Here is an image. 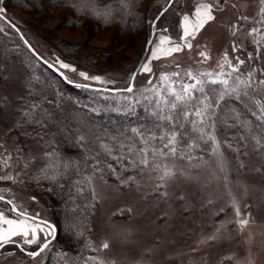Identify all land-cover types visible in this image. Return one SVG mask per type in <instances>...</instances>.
I'll return each mask as SVG.
<instances>
[{
  "label": "rangeland",
  "instance_id": "1",
  "mask_svg": "<svg viewBox=\"0 0 264 264\" xmlns=\"http://www.w3.org/2000/svg\"><path fill=\"white\" fill-rule=\"evenodd\" d=\"M195 1L175 0V10L191 16L197 6ZM168 2L169 0H144L137 30L127 34H121L114 26L93 28L92 23L84 17L79 25L73 26L70 21H66L67 16L73 14L67 8L48 6L46 13L11 1L7 4V17L4 16L19 26L30 44L50 63L54 64L58 57L76 67L75 73L60 69L73 82L125 88L144 52L149 21L154 20ZM260 6L259 0H227L226 3L221 0V4L214 8L216 19L206 25L196 40L192 41V50L185 49L172 57L152 60V72L139 71L134 82L135 89L150 87L147 84L150 78L158 83L161 72L189 68L194 71H219L218 61L225 50L233 58V63H236L234 57L237 55L245 59L242 72L256 69L254 76L257 87L263 89L264 86H260L258 81L264 79V74L261 73V69H264V46L261 47L260 59L247 60L248 51L255 56V45L247 33L253 27H262L255 22L259 19L256 13ZM240 16L252 19L243 21L238 19ZM241 24L245 25V30L240 34L245 51L240 49L233 53L230 29L233 25L239 28ZM0 29V62L6 64L2 70L9 73L11 78V83L0 80V176L19 175L16 182L0 180V195L12 200L20 210H26L31 215L39 213L40 218L49 221L51 209L43 197L46 192L38 189L39 183L30 180L33 174L31 167L25 169L24 166L34 165L35 161L31 158L48 150L37 132H42L47 140L48 131L55 132L57 123L52 124L51 129H41L33 121L45 119V114L63 120L71 114L67 101L69 98L75 101L76 98L64 90L60 91L59 84L48 79L19 35L3 19H0ZM152 30L156 28L151 26V32ZM160 35L167 34L156 31L150 47L159 43ZM173 43H180V40ZM200 51L208 52L211 59L203 64L198 63L201 59L198 55ZM146 57H150V52ZM177 62L181 65L180 69L175 67ZM80 71L88 73L89 76H100L107 83L85 81L78 75ZM47 80L58 91L51 102H48L42 90L34 86H43ZM125 97L130 99L125 100ZM141 98L143 96L140 92L135 91L112 100L120 103L117 106L119 110H125L124 107L127 108L128 104L132 105ZM31 104L38 107L30 109L28 105ZM25 111L31 114L27 118L28 123H25ZM256 112L259 116V109ZM24 132L28 135H24ZM217 135L222 141L225 136L229 137L221 145L222 162L205 150L204 145L193 149L191 155L196 159L191 161L186 158L155 157V163L161 166L174 165L175 170L185 173L169 181L167 198L160 196L164 188H156L161 183L158 179L160 170L154 169L151 164L137 168L129 164L128 159L118 164L105 157L102 152L96 155L97 159L113 164L116 174H112L103 164V170L95 172L91 167L95 161L89 159L88 171L83 174L84 186L91 195V202L88 204L91 219L89 229L84 235V257H68L62 251L65 244L57 243L51 244L49 249L35 259L14 251L0 254V264H94L91 257L103 260L104 264H264V159L262 155L252 153L250 145L243 149L249 152L247 156L227 147L231 144L236 148L240 144L236 127L218 128ZM183 151L186 152L187 149L184 148ZM125 152L119 154L131 159L130 154ZM149 158L152 159L151 153ZM241 162L244 167L239 166ZM126 164L127 170H122ZM87 177H91V184L87 183ZM128 177H134V182L121 184V180ZM93 189L97 193L96 199L92 197ZM177 196H183L184 199H177ZM32 197L36 198L35 201ZM233 198L239 204L241 218L246 213L251 214L250 223L243 231L238 230L234 223H229L217 233L221 222L236 220ZM74 204L75 198L72 197L64 205L69 207ZM122 208L130 211L124 215H114ZM0 211L10 218H18L6 208H0ZM113 224L123 225L124 229L118 230L112 227ZM212 235L217 238L200 243ZM15 239L21 241V237ZM104 241L109 242V249L97 251ZM43 242L44 237L41 234L40 243ZM34 246L37 245L31 247Z\"/></svg>",
  "mask_w": 264,
  "mask_h": 264
},
{
  "label": "snow or ice",
  "instance_id": "2",
  "mask_svg": "<svg viewBox=\"0 0 264 264\" xmlns=\"http://www.w3.org/2000/svg\"><path fill=\"white\" fill-rule=\"evenodd\" d=\"M125 2H128V0H125ZM224 2L226 3L227 0H224ZM259 3L261 6L256 13L259 19L255 22L262 27H253L247 33L249 37H252L251 42L255 45V56L253 52H248V61L260 59L261 47L264 46V0H259ZM172 4L173 0H169L168 6L165 7L154 20L149 21L150 26L155 27L157 22H159L169 8L172 7ZM220 4L221 0H214V3L201 2L195 7L191 16L187 13L183 14L180 23V43H173L174 38L171 35H160L158 38L159 43L154 47L145 48V52H150V57H144L146 62L139 64V70L143 73H151L152 60L172 57L177 53L183 52L185 49L191 51L193 48L192 41L196 40L197 36L206 25L216 19L214 8ZM72 6L77 11L91 12L94 17L101 18L105 22H109L112 17L111 11L104 10L108 7L107 4L99 6L94 3V0H79V2H77V0H72ZM233 7H235V5H233ZM5 11L4 8H0V13H4ZM0 19H5V22L8 23L10 27L19 32L15 25L7 21L6 17L0 16ZM238 19L248 21L252 18L240 16ZM157 30L160 32H169L167 27ZM238 30L239 28L237 25L232 26L230 31L233 37L236 36ZM0 31H2V29H0ZM155 34L156 33L153 32L151 35ZM20 36L21 39H24L22 33H20ZM24 42L26 45L28 44L27 40ZM146 43L148 46L153 45L151 36ZM28 47L29 50L32 51V54L37 56V59L41 60L47 67L53 68L58 65L57 71L64 69L73 73L77 72L76 67L60 60L58 57L54 64H49L35 53L31 45H28ZM242 47V44L233 40L231 49L233 53H236ZM198 55L201 58L198 61L200 64L206 63L211 59L210 54L206 51H200ZM234 59L236 63H233V58H230L228 51L225 50L218 61L219 71H194L189 68L183 71L161 72L158 77V83H154L153 79L150 78L147 82L150 87H145L142 90L135 89L134 81L136 73L133 72L128 85L116 91L127 93L139 91L143 99L150 105V108L147 110L150 111L151 116L154 118V128L159 131L156 132L152 129L132 127L129 130L132 136L125 137V140L133 142L138 141L143 145H148V147L136 148L134 147V143H126L124 140H119L115 134L109 137L114 143L109 144L103 143L102 138L96 135L95 132L90 135L87 128H80L75 132H73L71 128L64 129V131L71 136L72 147L80 153L79 158L74 159L57 147L59 144L57 136L61 134L60 128H57L55 132L48 131L47 140H45L42 132H37V136L41 140H44L48 150L42 155L36 154L31 158L35 161L34 165L26 164L24 166L25 169L31 167L33 174L30 176V180L36 183H39L41 180L55 182L71 172H79L81 162H87L89 159L95 161V163L91 165L95 172H101L103 170L101 165L103 164L109 172L116 174V168L112 163H107L106 161L96 158V155L102 152L105 157L115 160L118 164L128 159V163L137 168L141 166L148 167L151 164L154 169H159L160 175L158 179L161 183L157 184L156 188H164L165 190L160 192V196L167 198L169 196V192L167 191L169 181L174 180L177 175H185V173L181 170H175L174 165L169 166L165 164L161 166L155 163V157L159 156L164 159L169 157L186 158L191 161L196 159V157L191 155L193 149L200 148L201 145H204L205 150L210 151L212 155L218 158V161L222 162L223 154L221 152V145L226 142L229 137L225 136L222 141L217 135L218 128L238 127L241 130L240 134L237 136V140L240 142L239 146L233 148L231 144H228L227 147L230 150L240 152L241 155L247 156L249 152L243 151V149L248 148L249 143L254 141V144L251 145V152L264 155V103H262L260 99H255L254 95L257 91V81L254 76L256 69L251 68L247 73H244L241 71V68L246 63L245 59H241L239 55L235 56ZM5 67L6 64L0 62V80L11 83L10 74L2 70ZM175 67L180 69V63L177 62ZM261 73L264 74V69L261 70ZM60 74L69 84L74 83L68 76L64 75L63 72ZM78 75L85 81L91 80L98 83H107L102 77L89 76V74L84 71H80ZM258 84L264 86V79L259 80ZM74 86L78 88L88 87L87 84H75ZM146 93H150L151 95H146ZM233 97L245 103L248 99L254 100L260 112L258 116L260 120L258 130L248 127L247 123L241 118V114L236 109L227 108V100ZM124 99L129 100L130 98L125 97ZM221 102L225 103L222 104ZM135 103H140V101L135 100ZM28 107L30 109H35L38 105L31 104L28 105ZM23 115L26 118L25 123H28L29 120L27 118L30 117V112L25 111ZM53 120H55L58 125L60 124V121L50 114H45V119L43 120L33 122L38 123L41 129H51ZM230 120L235 121V123H229ZM186 124L187 127L185 126ZM192 133H195V135L193 136ZM23 134L28 135L26 132ZM155 141H159L160 143L154 144L153 142ZM184 148L187 149L186 152L183 151ZM124 150L130 154L132 157L131 159L119 154ZM93 152H96V155H93ZM149 153H151L152 159L149 158ZM4 163L6 164L7 161L5 160ZM239 166L244 167L245 165L241 162ZM193 167H200V165H193ZM127 168L128 165L126 164L122 170H127ZM221 170H224L223 166H221ZM18 179L19 175H17V177H13L12 175L0 176V180L16 182ZM225 179H227V177H225ZM86 180L88 184L92 183L91 177H87ZM134 180V177H128L126 180H121V184L127 185L129 182H134ZM225 186L227 187V185ZM48 191H52V189L49 188ZM75 191L79 195L83 192V188L76 187ZM92 197L93 199L97 198V193L94 189L92 190ZM176 198L184 199L183 196H177ZM35 199V197H32L33 201H35ZM0 201L12 205L9 211L15 213L16 217H18L10 218L6 216L3 211H0V250L4 249L9 244H15L21 252H24L32 259L41 256L42 253L49 249L52 240L56 238L57 229L47 221L41 220L39 213H36L34 216L29 215L26 210H20L12 200H6L3 195H0ZM211 202L212 201H209V203ZM232 206L235 208L236 220L221 222L220 226L217 228V233L229 223H234L240 231H243L250 223L249 216L251 214L246 213L243 218H241L242 213L235 198L232 200ZM129 211L130 209L122 208L119 209L117 213H114V215H124ZM220 211H223V209H220ZM112 227L118 230L124 229L123 225L118 224H113ZM41 234H43L44 237L43 243H40ZM68 234L70 239H76L82 236V232L78 231L72 224H69ZM16 237H21V241L18 242L15 239ZM49 237H51V239H49ZM216 238V235H212L201 240L200 243L204 244ZM25 245L29 247L37 245V248L33 251H26ZM109 247V242L104 241L100 245V248L96 250H107ZM0 254L3 253L0 252ZM90 259L94 264H104L103 260H98L96 257H91Z\"/></svg>",
  "mask_w": 264,
  "mask_h": 264
},
{
  "label": "trees",
  "instance_id": "3",
  "mask_svg": "<svg viewBox=\"0 0 264 264\" xmlns=\"http://www.w3.org/2000/svg\"><path fill=\"white\" fill-rule=\"evenodd\" d=\"M11 1L17 2L22 6H28L36 11H45L46 13L48 12V6H53L57 9L67 8L70 9L73 14L67 16L66 21H70L73 26L79 25L81 18L84 17L92 23L93 28H106L114 26L121 34L122 32L127 34L137 30V22L139 20L140 13L142 12V4L144 2V0H134V2L133 0H128V2H125V0H94V3L99 6H104L105 4L108 5V7L104 10L111 11L112 17L109 22H105L101 18L94 17L91 12L77 11L72 6V0H67V2L66 0H0V8H4L7 11V4ZM77 2H79V0H77ZM174 3L164 14L162 19L157 22L155 28L157 32H160L157 29L167 27L169 32L164 33L171 35L174 38L173 41H178L183 12L175 10ZM6 11L2 14L5 15ZM15 25L19 28L17 24ZM244 30L245 25L241 24L236 36L233 37V40H236L237 43L241 44L242 39L240 38V34L243 33ZM150 32L151 26L148 24L147 40L150 38ZM114 41L116 42L117 40L114 39ZM242 49L243 48H241V50ZM243 50L245 51V49ZM38 54L40 53L38 52ZM32 56L39 62L41 70L48 77V79L54 80L59 84L58 89L60 91L64 90L66 93L76 98L75 101L72 98H69L67 101V106L71 110V114L67 115L66 118L64 117L63 120H59V125L56 124L55 120L52 121V124L55 123L57 128L61 129V134L57 136V140L59 141L57 147H59L60 150L67 155L73 157L74 159H78L80 153L72 147L71 136L65 132L64 129L71 128L72 131L75 132L77 129L87 128L90 135L95 132L96 135L102 138L103 143L111 144L114 142L111 141L109 137L115 134L119 140H124L126 143H134V147L136 148L143 147V144L138 141L133 142L125 140V137L132 136L129 131L132 127L152 129L156 132L159 131L154 128V118L151 116L150 111L147 110L150 108V105L143 98H141L140 103H134L132 105L127 103L128 107H124L125 110H119L117 106L120 105V103L115 102L112 99H118L119 97L125 96L128 94L127 92L111 93L68 85L61 77L41 63L33 54ZM34 86H36V89L42 90V94L45 95L48 102L55 99L56 92H58L54 90L52 83L48 80L43 86ZM107 87L116 88L112 86ZM146 95L151 94L146 93ZM254 95L255 99H260L262 103H264V88L262 89L257 87V91ZM221 103L223 104L225 102ZM226 103L227 108H234L241 114V118L247 123L248 127L258 130L260 120L256 115V111L259 108L254 103V100L248 99L245 103L233 97L228 99ZM229 123H235V121L230 120ZM185 126L187 127V124ZM236 128L239 135L241 130L238 127ZM194 135L195 134H193V136ZM153 143L158 144L159 141H155ZM252 144H254V141L249 143L250 146ZM125 153L129 154L127 151ZM93 155H96V152H93ZM262 157L264 159V155H262ZM87 163L89 162H81L79 172H71L67 176L58 179L55 182L41 180L38 184V189L46 192L43 197L44 200L48 202V208L51 209L49 210V221L56 226L58 232L57 238L52 244H65L62 251L66 252L68 257L76 255L77 259L79 257L83 258L86 254L84 235L89 229L91 219L90 208L88 206L89 202H91V195L84 186L85 178L83 175L88 171ZM80 186L83 188V192L78 195L75 189ZM49 188H51L52 191H48ZM72 197L75 198L76 204L69 207L65 206V202ZM0 208H6L8 210L11 209V207L3 201H0ZM69 224H72L78 231L82 232V236L76 239H70L68 234ZM24 247L27 251H33L37 248V246ZM13 251L21 254L23 253L15 245H7L1 252L6 253Z\"/></svg>",
  "mask_w": 264,
  "mask_h": 264
},
{
  "label": "water",
  "instance_id": "4",
  "mask_svg": "<svg viewBox=\"0 0 264 264\" xmlns=\"http://www.w3.org/2000/svg\"><path fill=\"white\" fill-rule=\"evenodd\" d=\"M174 1L175 0H173V3H174ZM169 3V2H168ZM168 3H167V5L165 6V7H167L168 6ZM164 7V8H165ZM163 8V9H164ZM162 9V10H163ZM161 10V11H162ZM160 11V12H161ZM159 15V14H158ZM0 16H4L2 13H0ZM5 17V16H4ZM7 19V18H6ZM4 21H5V19H3ZM7 21H10V20H8L7 19ZM11 22V21H10ZM8 24V23H7ZM11 24L12 25H15L14 23H12L11 22ZM9 25V24H8ZM15 27H16V29H18L19 30V28L15 25ZM12 28V27H11ZM13 29V28H12ZM18 35H19V37L21 38V36H20V33H22L20 30H19V32H17L15 29H13ZM153 32H155L156 33V30H152V32H151V34L153 33ZM151 36V38H152V40L154 39V36L155 35H150ZM23 37H24V39H22V41L24 42L25 40H27L26 38H25V36L23 35ZM27 42H28V44L26 45L25 44V42H24V44L27 46V48L29 49V47H28V45H31L30 44V42L27 40ZM146 47H150V46H148L147 45V43H146V46H145V48ZM31 48L32 49H34V47L31 45ZM35 50V49H34ZM31 53H32V51H30ZM35 53L39 56V57H42L40 54H38V52L35 50ZM147 54H148V52H145V49H144V52H143V54H142V56H141V59H140V61H139V63H138V65H137V67H136V69L134 70V72L136 73V77H137V75H138V73H139V64H141V63H143L144 62V57H146L147 56ZM36 58H37V56H35ZM43 58V57H42ZM39 60V59H38ZM43 60L44 61H47L45 58H43ZM41 63H43L41 60H39ZM49 64H52V63H50L49 61H47ZM44 64V63H43ZM46 67H47V65L46 64H44ZM49 68V67H48ZM52 72H54L55 74H57L59 77H61L62 79H63V81L65 82V83H67L68 85H72V86H74L75 84H81V83H76V82H74L73 84H69L62 76H61V70H59V71H57V67L55 66V67H53V68H49ZM65 75V74H64ZM136 79V78H135ZM135 82V81H134ZM83 85V84H82ZM88 85V89H92V90H97V91H104V92H111V93H120V91H116L117 89H123V88H108V87H104V86H95V85H90V84H87ZM6 200H9V199H7V198H5ZM10 207H12V205H10V204H8ZM15 214V213H14ZM29 215H31V214H29ZM32 216H34V215H32ZM41 220H44V221H47L49 224H51V225H53L55 228H56V226L52 223V222H50V221H48V220H45V219H43V218H40ZM57 229V228H56ZM56 237H57V232H56ZM49 239H51V237L49 238ZM56 239V238H55ZM55 239L54 240H52V243L55 241ZM9 245H15V244H9ZM2 250H0V252H1ZM27 251V250H26ZM24 253V252H23ZM25 254V253H24Z\"/></svg>",
  "mask_w": 264,
  "mask_h": 264
},
{
  "label": "crops",
  "instance_id": "5",
  "mask_svg": "<svg viewBox=\"0 0 264 264\" xmlns=\"http://www.w3.org/2000/svg\"><path fill=\"white\" fill-rule=\"evenodd\" d=\"M193 1H195V0H193ZM201 2L212 3V0H197V1H195L194 3H195V5H198V4L201 3ZM214 10H215V9H214Z\"/></svg>",
  "mask_w": 264,
  "mask_h": 264
}]
</instances>
